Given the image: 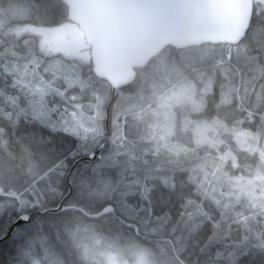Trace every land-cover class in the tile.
<instances>
[{
	"label": "trees",
	"instance_id": "1",
	"mask_svg": "<svg viewBox=\"0 0 264 264\" xmlns=\"http://www.w3.org/2000/svg\"><path fill=\"white\" fill-rule=\"evenodd\" d=\"M16 1L19 0H0V239L7 235L20 215H34L29 224L17 226L12 235L0 243V264H18L20 255L29 248L30 236L38 234L43 238L45 234L54 235L63 251L74 257L75 250L68 247L70 243L61 236L62 229L57 227L59 217L44 221L35 212L47 208L51 192L61 195V190L68 191L67 174L79 158L88 155L84 148L91 145L66 130L58 131L49 123L33 119L29 113L17 117L10 103H4L5 98L18 92L14 85L18 78L36 85L41 80L36 64L43 65L60 56L40 52L36 40H40L41 35L21 30L30 26L53 29L54 25L69 23L67 6L61 0H24L30 8L35 7L34 16H28L25 10L27 16L9 15L11 18L1 19ZM254 7L248 34L239 45H203L181 50L167 47L138 70L137 79L117 92V100L120 94H125L130 103L125 114L115 122L121 127L120 131L114 133L115 126H111L110 134L116 140L112 142L103 122V136L91 146L93 153L97 148L102 149L97 161H81L73 170L70 182L74 193L70 199L76 200L75 204L81 209L89 211V204L76 199L79 180L87 172L96 171L97 167L122 168L121 175L115 179L110 200L104 203V206H115L117 216L97 222L107 233L139 243L148 251L149 260H161L164 264H264V210L254 209L247 197L232 190L234 170L230 161H217L218 154L211 151L189 161V148L179 156H154L155 148L145 140L143 133L152 117L153 101L168 91L165 87L168 80L181 70L188 76L184 81L199 82L196 96L202 101L205 116H215L226 126L240 123L253 133L264 136V1L255 0ZM8 30H12L10 37ZM11 44L17 47L15 52L7 50ZM75 64L80 67L79 71L72 73L78 78V84L72 87L63 85V100L68 105L77 103L82 107L86 100L81 98L80 87L86 84L90 92L97 91L104 96L107 104L111 94L108 83L92 73L89 61ZM71 88L78 91L73 92ZM72 93L79 96V102L71 100ZM87 99H93V93ZM9 112L11 117L8 118L6 114ZM121 121L127 124L125 137L121 136ZM135 124L143 127L130 135L135 131ZM107 140L109 144L105 145ZM38 141L40 148L36 147ZM114 147H122L124 151L113 154ZM72 155L76 157L71 158ZM206 159L217 161L219 181L227 185L231 197L217 196L212 192V184L199 182L200 177L209 178L213 172L215 164L204 162ZM48 175L59 177V183L50 190L49 196L39 188L40 177ZM128 193L140 204L123 214L119 207ZM155 198L159 200V209ZM55 200L52 205L60 202L58 198ZM75 214L80 213L75 211ZM131 218L147 223L134 229L129 226ZM170 241L180 260L174 255Z\"/></svg>",
	"mask_w": 264,
	"mask_h": 264
},
{
	"label": "rangeland",
	"instance_id": "2",
	"mask_svg": "<svg viewBox=\"0 0 264 264\" xmlns=\"http://www.w3.org/2000/svg\"><path fill=\"white\" fill-rule=\"evenodd\" d=\"M263 1L257 0L259 3ZM34 8H30L29 4L25 3L24 0H19L10 5L8 11L5 12V16L1 17V19L11 18L9 15L12 17H23L26 15L25 10L28 12V16H34ZM78 30L79 34L74 35V37L71 36L73 42L80 44L79 47L75 48H71L72 43L66 44L63 36H58L48 29L41 30L30 26L28 28L25 27L21 32L41 34L40 38L46 42L47 46L41 40H36V44L39 45L40 50L44 53L48 51L49 54L56 56V54H59L57 52H63L64 56L78 57L80 62L89 61L90 53L87 45H85V33L80 27ZM8 32V37H10L12 30H8ZM15 48L17 47L11 44L8 45L7 50L15 52ZM41 57H44L43 54H41ZM62 58L61 56H56V58L47 60L46 64L37 63L40 82L35 83L36 85H31L27 80L18 78L14 83L18 92L14 96L5 98L4 103H10L11 107L16 110L17 117L23 116V113H29L33 119L49 123L50 126L56 129L62 128L70 134L77 135L82 140H88V144L91 143V145L86 146L84 150L90 156L93 154L91 152L92 144L99 142V139L103 136L104 124L105 129L109 131L112 142L116 140L110 134L111 126H115L114 133L120 131L121 127L119 128L115 122L120 116L125 114V110L128 108L126 106H128L130 100L127 95L120 94L118 100L116 99L114 102L110 122L107 124L105 121V105H107L105 97L97 91L90 92L91 89L86 84L83 87L79 86L82 89L81 98L86 100L80 113L76 109L73 111L71 108L63 106L61 101L65 93L63 85L72 87L78 84V78L73 76L72 73L79 71L80 67L74 61L67 62L71 57L68 59L63 58L64 60ZM80 62L78 64H81ZM3 70L5 71L7 68ZM8 70L11 71L10 69ZM33 76H30V78L35 79ZM71 89L73 92L75 89L76 92L78 91L77 88ZM92 93L93 99H87L90 94L92 96ZM24 97L23 103H27L26 105L21 103ZM72 98L76 101L74 93H72ZM185 103H190L191 106V114L185 121V127L192 129L195 143L197 145H208L209 151L218 154L216 156L218 157L217 161L229 160L231 168L234 170L233 179L231 180L232 190H235L239 196L247 197L254 209L264 210V136L259 132L253 133L240 123L226 126L220 120L212 119L213 116H205L202 113V101L196 94H192L191 83L188 81H181L174 88H171V91L168 90L162 95H158L153 101L152 117L145 125V132L143 131L146 136L145 140L155 148L153 155L179 156L188 149V146L183 141H177L172 137L176 114ZM9 114L11 115V112L6 114L8 118L11 117ZM67 116L73 120L66 119ZM78 116H81L80 120L75 121ZM103 122L105 123L103 124ZM121 122L123 123L121 136L125 137L127 124L125 121ZM142 127V125L135 124V131L127 133L134 135ZM210 129L218 130L220 134L209 135ZM34 132L37 136V131ZM107 142L109 144L107 140L105 145ZM40 145L41 143L38 141L36 147L40 148ZM112 151L113 154H118L124 150L122 147H116ZM206 161L210 160H204V162ZM210 162L215 164L211 177L202 179V176L199 182L207 185L212 184V192L217 196L231 197L226 189L227 185H222V180L219 181L218 165L214 160ZM85 168H87V165ZM96 169L94 172H87V175L79 180V191L76 197L78 201L89 204L90 213L95 214L99 213V210L104 207V203L110 200L111 192L115 186V179L118 175H121L122 171V168L112 169L111 166L97 167ZM56 175L41 176L39 179V188L47 196H49L50 190L54 188L55 184L59 183V177ZM206 175L208 176L207 173ZM213 178L215 182H213ZM50 198V203L52 204L57 197L51 192ZM155 201L157 207L158 198H155ZM121 203L119 209L124 214L133 210V207H138L140 201L128 193L121 200ZM57 220V227L65 233H71V243L76 250L74 257H69L67 251H63L62 246L53 234L54 237L45 234L44 238L38 234L35 237L30 236V244L27 246L29 248L20 255L21 258L18 264H164L161 260H149L148 251L142 249L143 247L139 243L126 240L118 234L116 236L115 234L107 233L97 220H86L80 214L75 213H64Z\"/></svg>",
	"mask_w": 264,
	"mask_h": 264
},
{
	"label": "water",
	"instance_id": "3",
	"mask_svg": "<svg viewBox=\"0 0 264 264\" xmlns=\"http://www.w3.org/2000/svg\"><path fill=\"white\" fill-rule=\"evenodd\" d=\"M61 2L67 6L69 20L85 33L91 51L93 74L112 88L106 124L119 89L131 85L137 79V71L147 66L167 47L181 50L206 44L239 45L248 34L254 12V0ZM70 174L67 182L71 194L74 189ZM62 209L60 207L49 212L60 213ZM112 211L113 206H109L99 214L87 213V216L95 219ZM32 216V213L20 215L7 235L0 239V243L9 238L17 226L30 223ZM173 250L178 257L174 246Z\"/></svg>",
	"mask_w": 264,
	"mask_h": 264
},
{
	"label": "flooded vegetation",
	"instance_id": "4",
	"mask_svg": "<svg viewBox=\"0 0 264 264\" xmlns=\"http://www.w3.org/2000/svg\"><path fill=\"white\" fill-rule=\"evenodd\" d=\"M78 28L79 27H77L76 25H74L73 23H71V22H69V23H67V24H63V25H54V27H53V29H48V30H50L51 32L53 31V33L54 34H56V35H58V36H63V40L65 41V43L67 44V43H72L71 44V48H75V47H79V45L80 44H77V42H73V39H71V36H73L74 37V35H76V34H79V30H78ZM75 39V38H74ZM63 41V42H64ZM80 43H82V41H80ZM48 45H50V44H48ZM85 45H87L86 44V41H85ZM49 47V46H48ZM87 48H88V51H89V53L91 52L90 51V48L87 46ZM57 53H59V54H57V55H60L61 57H63V58H66V59H68L69 57H71V58H69V59H72V60H74L75 62H79L80 61V59L78 58V57H76V58H72V56H70V55H66V56H64V54H63V52H57ZM77 97V96H76ZM79 97V96H78ZM71 100H74V98H71ZM76 101L77 102H79L78 101V98H76ZM80 107L81 106H79V109H80ZM80 117L81 116H78V118L76 119L77 121H79L80 120ZM59 129H62V128H59ZM144 132H145V130H144ZM82 140V139H81ZM82 142H86L87 144L86 145H88V140H82ZM101 152H102V149H99V148H97V150H96V152H94L92 155H90L89 156V154L88 155H85V156H82L81 158H79V160L78 161H80V163H81V160L83 161V159H85L86 157H89V159H87V160H85V161H88V162H96L97 161V158L100 156V154H101ZM86 153V152H85ZM72 157H76V156H74V155H72L71 156V158ZM84 161V162H85ZM77 163V161L73 164V166L70 168V171H72L75 167H74V165ZM78 165H79V163H78ZM74 167V168H73ZM69 171V172H70ZM67 187H68V192L67 191H65V190H61V192H60V194L61 195H58L57 193H55V196L58 198V200H60V202L59 203H57V204H54V205H52L51 203L50 204H48L47 205V208L46 209H44L43 211H38V213L40 214V216L44 219V221H47V219L48 218H58L59 216H61L63 213H75V211L76 212H79L80 213V215L84 218V219H88V220H97V221H100V219H106V218H108L109 216H117V212H116V210H115V206H113V205H111V206H113V211L111 212V213H107V214H104V215H102V216H99V218H95V219H92V218H90V217H88L87 216V213H90L89 211H85V210H83V209H81L80 207H78L75 203H77L75 200H73V199H70V197H68L67 198V196H68V193H69V191H70V187H69V185L67 184ZM73 193H74V190H73ZM72 193V194H73ZM71 194V195H72ZM61 198V199H60ZM57 205V206H56ZM90 206V205H89ZM60 207H63V209H62V211H60V213H51V212H49L50 210H53V209H58V208H60ZM107 207H109V205H107V206H104L101 210H99V213L100 212H102L104 209H106ZM84 211L85 213H83L82 211ZM99 213H96V214H99ZM92 214H95V213H92ZM117 218H119V217H117ZM86 219V220H87ZM130 225V224H129ZM132 228V227H131ZM61 236L62 237H65V239L70 243V245L71 246H68L69 248H72V249H74L75 250V247L72 245V243H71V239H72V237H71V233H65V232H63L62 234H61ZM75 254H76V250H75Z\"/></svg>",
	"mask_w": 264,
	"mask_h": 264
},
{
	"label": "clouds",
	"instance_id": "5",
	"mask_svg": "<svg viewBox=\"0 0 264 264\" xmlns=\"http://www.w3.org/2000/svg\"><path fill=\"white\" fill-rule=\"evenodd\" d=\"M187 73L182 72L181 70H177L172 77L168 80V84L165 87L171 91V88H174L175 85L180 82L187 80ZM171 86V87H169ZM199 88V82L193 81L191 82V92L192 94H196ZM191 114V106L190 103H185L177 112L174 129L172 132V137L177 141H183L189 148V152L187 154V159L189 161L197 160L200 158V154L208 155L209 149L208 145H197L195 143V138L192 135V129L185 127V121L188 116ZM217 117H212V119H216ZM219 131L215 129H210L209 135H219ZM213 182L214 178H213ZM147 222H142L138 219L131 218L130 227L137 229L144 226Z\"/></svg>",
	"mask_w": 264,
	"mask_h": 264
},
{
	"label": "bare ground",
	"instance_id": "6",
	"mask_svg": "<svg viewBox=\"0 0 264 264\" xmlns=\"http://www.w3.org/2000/svg\"><path fill=\"white\" fill-rule=\"evenodd\" d=\"M108 102H109V100H108ZM108 102H107V104H108ZM112 108H113V106L111 107V109H112ZM104 109H105V108H104ZM111 109H110V112H111ZM106 110H107V105H106ZM111 114H112V112L110 113V116H111ZM86 158H89V157H86ZM85 160H87V159H85ZM85 160L83 159V161H85ZM81 161H82V160H81ZM77 162L80 163V161H77ZM66 163H67V162H66ZM63 165H64V164H63ZM77 165H78V164H77ZM77 165H76V166H77ZM74 169H75V168H74ZM74 169H73V170H74ZM73 170H72V173H71V171H70V172H68L67 175H69V174L71 173L70 175L72 176V174H73ZM77 186H78V185H77ZM70 190H71V189H70ZM78 191H79V190H78ZM67 192H68V191H67ZM72 193H73V192H72ZM72 193H71V194H72ZM69 194H70V191H69L68 195H69ZM71 194H70V196H72ZM70 196H69V197H70ZM71 198H72V197H71ZM75 201H76V200H75ZM56 206H57V205H56ZM63 214H64V213H63ZM86 219H87V218H86ZM31 220H32V219H31ZM30 222H31V221H30ZM129 223H130V222H129ZM28 224H29V223H28ZM26 225H27V224H26ZM160 230H161V229H160ZM175 233H176V232H175ZM135 236H136V235H135Z\"/></svg>",
	"mask_w": 264,
	"mask_h": 264
}]
</instances>
